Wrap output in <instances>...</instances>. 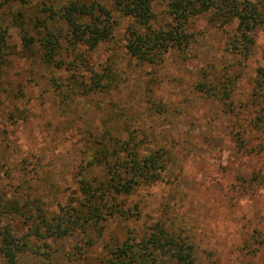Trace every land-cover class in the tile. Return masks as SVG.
Listing matches in <instances>:
<instances>
[{
	"label": "rangeland",
	"instance_id": "rangeland-1",
	"mask_svg": "<svg viewBox=\"0 0 264 264\" xmlns=\"http://www.w3.org/2000/svg\"><path fill=\"white\" fill-rule=\"evenodd\" d=\"M26 1L22 9L0 0L6 4L0 6V27L7 36L0 69L7 78L0 83V198H16L19 206L38 198L47 217L75 201L80 169L89 156L88 139L101 133V120L119 108L148 136L142 151L163 146L171 157L159 182L119 199L128 214L104 223L88 252L90 262L97 263L104 246L114 248L127 231L140 238L160 223L191 241L198 264H264L262 251L252 245L256 233H264V184L244 183L264 162L237 153L221 104L194 90L203 72L222 76L227 70H243L237 92L247 96L256 70L264 69V29L254 31L252 53L243 58L229 46L236 21L218 28L204 16L195 17L187 27L192 34L188 48L170 51L160 65H148L125 50L131 20L114 14L117 27L108 42L93 51L84 46L61 51L56 60L65 66L57 69L26 53L25 34L37 35L49 0ZM54 1L56 10L66 2ZM96 1L111 7L110 0ZM155 12L161 17L163 7L156 6ZM58 30L66 32L61 26L52 31ZM106 67L121 78L118 89L62 103L64 85L72 78L89 82L90 70ZM7 222L20 234L27 230L15 215ZM86 238L73 232L53 242L31 240L19 264H73L76 248Z\"/></svg>",
	"mask_w": 264,
	"mask_h": 264
},
{
	"label": "trees",
	"instance_id": "trees-1",
	"mask_svg": "<svg viewBox=\"0 0 264 264\" xmlns=\"http://www.w3.org/2000/svg\"><path fill=\"white\" fill-rule=\"evenodd\" d=\"M110 1L109 8L96 0H66L64 6L56 10L53 6L55 1L49 0V5L45 4L43 9L48 14L39 20L41 25L37 35L34 37L25 32L28 37L25 39L27 55L62 69L65 66L63 61L56 60L61 51L71 53L78 46L93 51L112 38L118 21L114 14L131 20L125 31L124 48L140 64L148 65H160L170 51L184 52L188 48L192 34L187 27L195 17L204 16L207 22L218 28L236 21L237 33L230 39L229 46L232 52L243 58L252 53L254 31L264 29V4L249 0ZM12 3L22 9L27 5L26 0H6V4ZM158 5L164 10L161 17L155 12ZM21 13L17 10L18 16ZM55 26L63 27L66 32L52 31ZM6 37L0 27V69L5 61ZM89 73V82H81V78L75 76L64 85L63 104L73 102L75 96L116 90L122 83L111 67L90 70ZM243 73V70H227L222 76H216L212 71L203 72L194 90L205 99L221 104L230 120L237 153L264 162V69L256 70L249 83L250 92L245 97L237 92V83ZM6 79L5 73L0 70V83L6 82ZM117 110L101 120L102 132L88 139L89 156L83 160L80 169L75 201L58 207L55 214L47 217L43 202L38 198H27L30 200L23 206H19L16 198H0V264H19L22 254L31 248V240L53 242L73 232L88 237L76 248L78 258L73 264H93L88 252L95 239L101 237L104 223L112 217L128 214L119 199L161 180L170 161L171 150L161 146L152 152L142 151L140 147L148 143L142 125H138L134 118H127L124 110ZM244 183L264 184V166L253 171L248 182L244 180ZM10 215L22 220L27 228L24 234L13 229L11 223H4ZM252 245L257 251H262L264 257V233L257 232ZM96 262L198 264L191 241L170 233L160 223L149 227L140 238L127 231L125 238L114 248L104 246Z\"/></svg>",
	"mask_w": 264,
	"mask_h": 264
}]
</instances>
